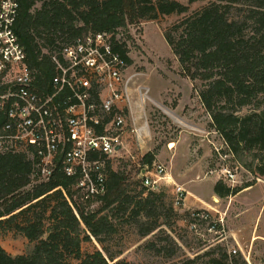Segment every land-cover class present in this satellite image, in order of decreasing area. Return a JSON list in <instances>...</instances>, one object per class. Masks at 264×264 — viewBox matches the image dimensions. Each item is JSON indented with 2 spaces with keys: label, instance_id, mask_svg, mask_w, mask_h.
I'll list each match as a JSON object with an SVG mask.
<instances>
[{
  "label": "trees",
  "instance_id": "1",
  "mask_svg": "<svg viewBox=\"0 0 264 264\" xmlns=\"http://www.w3.org/2000/svg\"><path fill=\"white\" fill-rule=\"evenodd\" d=\"M16 1L14 29L26 64L37 83L46 86L54 74L52 57L76 38L100 32L114 39L129 24L188 10L177 0ZM37 2H41L39 7ZM163 37L177 59L180 75L199 83L197 96L210 117V127L220 135L231 158L242 162L255 177H264V167L254 168L244 160L260 161L264 152V0L210 2L165 28ZM114 42L128 64L124 43ZM122 112L128 119L127 107ZM3 121L0 116V124ZM102 158L106 191L95 199L99 205L92 209L91 202L80 199L75 180L61 169L49 180H35L33 161L26 153H0V232L21 234L31 244L25 253L15 255L0 245V264H132L114 261L113 255L110 259L99 250L83 253L81 243L90 236L100 241L114 233V219L124 216L138 224L141 235H148L157 228V221L144 227L136 219L155 217L163 206V195L148 187L129 195L124 172L113 168L112 159ZM152 160L151 153L143 156L145 163ZM251 185L232 187L218 179L213 192L223 198ZM147 245L157 252L166 249L152 242ZM210 264L231 263L221 253Z\"/></svg>",
  "mask_w": 264,
  "mask_h": 264
},
{
  "label": "rangeland",
  "instance_id": "2",
  "mask_svg": "<svg viewBox=\"0 0 264 264\" xmlns=\"http://www.w3.org/2000/svg\"><path fill=\"white\" fill-rule=\"evenodd\" d=\"M177 1L188 6L186 13L142 20L115 34V39L124 43L130 62L124 77L128 119L122 137L123 149L112 159V166L124 172L125 188L131 196L146 188L142 170H151L154 163H161L166 170L173 168L176 172L185 166L184 173L194 177L192 184L198 188L197 193L208 198L209 183L218 180L208 170L223 164L215 149L228 153L220 135L207 132L209 118L197 96L199 83H192L180 75L177 59L163 37L164 29L176 20L217 0ZM40 4L37 2L36 7ZM175 105L173 112L166 109V106ZM163 111L180 126L172 124L171 118ZM208 150L211 154L209 162L202 167L198 161L206 157ZM147 153L153 156L150 164L143 161ZM244 160L251 161L254 168L256 165L264 167V152L260 161H253L250 157ZM225 163L236 171L232 187L252 185L234 195L216 199L215 203L205 199L202 207L186 209L184 202L174 207L175 184L173 177L168 176V180L160 181L158 188L153 190L163 195L159 214L150 218L142 215L136 219L144 227L156 220V229L143 236L137 223L119 215L121 218L114 219L116 231L102 236L100 241L93 236L83 240L82 252L99 250L110 259L113 255L114 261L124 259L132 264H210V259L221 253H226L231 264H264V177H255L231 155ZM98 205V202H92L90 208ZM196 209H203L214 221L222 219V222H217L213 231H208L205 222L192 228L189 212ZM148 242L156 248L164 245L166 249L157 252L148 247ZM0 245L13 255L23 254L31 246L25 237L13 231L0 232Z\"/></svg>",
  "mask_w": 264,
  "mask_h": 264
},
{
  "label": "built area",
  "instance_id": "3",
  "mask_svg": "<svg viewBox=\"0 0 264 264\" xmlns=\"http://www.w3.org/2000/svg\"><path fill=\"white\" fill-rule=\"evenodd\" d=\"M17 15L16 0H0V153H26L35 180H49L61 169L75 180L80 199L92 203L106 191L102 157L113 159L123 149L128 64L112 34L88 32L52 57L54 74L47 86L40 85L14 29ZM215 151L223 164L208 173L233 186L236 171L224 164L230 153ZM153 166L142 170L143 185L151 190L167 179L163 164ZM185 195L175 184L174 207L183 205ZM189 216L192 228L205 222L208 231L222 222L207 211Z\"/></svg>",
  "mask_w": 264,
  "mask_h": 264
},
{
  "label": "crops",
  "instance_id": "4",
  "mask_svg": "<svg viewBox=\"0 0 264 264\" xmlns=\"http://www.w3.org/2000/svg\"><path fill=\"white\" fill-rule=\"evenodd\" d=\"M176 105L173 107H168L166 106V109L169 111V112H173V109H175ZM165 112V114H167V116H169V118H171V123L172 124H176L177 126H180L178 125V123L172 119V117L166 113V111H163ZM208 116V115H207ZM209 118V126H210V117L208 116ZM196 126V125H194ZM196 128H198L199 131L202 132V128L200 126H197ZM207 132H213L214 134H218L213 128L210 127V129H208ZM219 135V134H218ZM199 141H202V139H200ZM210 151L208 150L207 153H206V157H203V159L200 161H198V165L202 164V167L205 165V163L207 164V162H209L208 160V156L210 157L211 154L209 153ZM212 152V151H211ZM213 153V152H212ZM215 155V153H214ZM197 163V162H196ZM204 164V165H203ZM187 166V165H186ZM185 166H183V169L182 170H179V171H174L173 168H169L168 170H166V178L168 176H170V179L171 177H173L172 181H173V185L174 184H178V185H181L187 192L186 196H185V199H184V205L183 207L186 208V209H189V208H197V207H202V202H205L206 200L205 199H209V201L215 203V200L216 199H220L217 195L214 194L213 192V186H214V183L215 181H211V183H209V191H210V194L208 196V198H202L203 194L201 195L200 193L198 194L197 192L199 191L198 188H196L193 184H192V181H193V176L190 175V173H184V170H185ZM183 171V173H182ZM197 172V171H196ZM196 174V173H195ZM194 174V175H195ZM168 180V178L166 179ZM213 206V205H212Z\"/></svg>",
  "mask_w": 264,
  "mask_h": 264
}]
</instances>
